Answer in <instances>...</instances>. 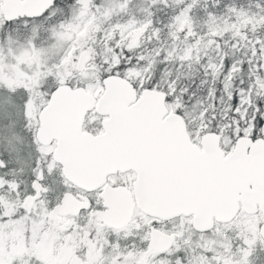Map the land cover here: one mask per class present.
<instances>
[{
  "label": "snow or ice",
  "instance_id": "1",
  "mask_svg": "<svg viewBox=\"0 0 264 264\" xmlns=\"http://www.w3.org/2000/svg\"><path fill=\"white\" fill-rule=\"evenodd\" d=\"M0 264H264V0H0Z\"/></svg>",
  "mask_w": 264,
  "mask_h": 264
}]
</instances>
